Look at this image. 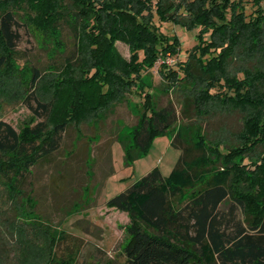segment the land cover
Here are the masks:
<instances>
[{"label": "trees", "instance_id": "trees-1", "mask_svg": "<svg viewBox=\"0 0 264 264\" xmlns=\"http://www.w3.org/2000/svg\"><path fill=\"white\" fill-rule=\"evenodd\" d=\"M253 1L257 7L249 13L242 0H0V86L15 70L20 9L26 8L27 23L58 42L65 26L76 38L74 52L51 79V86L62 83L63 103L59 86L42 96L43 72L33 67L23 102L38 120L21 133L0 119V183L24 192L26 175L59 149L70 124L98 118L135 90L143 109L132 141L123 140L126 161L147 153L160 134H169L181 155L168 174L155 166L107 200L130 215L125 263L264 264V6ZM155 5L162 19L210 31L179 68L160 66L178 85L183 120L172 104L155 107L153 94L137 86L161 55L180 49L177 36L152 21ZM117 41L128 44L130 57ZM236 111L242 126L234 140L209 135L202 125L214 114ZM28 198L34 207V196ZM227 199L245 215L235 229L220 208ZM61 234L46 264L76 263L73 252L58 256L67 236Z\"/></svg>", "mask_w": 264, "mask_h": 264}, {"label": "rangeland", "instance_id": "rangeland-1", "mask_svg": "<svg viewBox=\"0 0 264 264\" xmlns=\"http://www.w3.org/2000/svg\"><path fill=\"white\" fill-rule=\"evenodd\" d=\"M242 3L249 13L257 7L253 0H242ZM28 16L26 8L20 9V39L12 59L15 70L13 76H4L0 86V119L10 122L21 133L38 120L23 102L32 68L38 67L43 72L42 96L51 95L49 90L54 93L59 86L63 103L66 93L62 83L54 82L51 86V79L76 48L70 27H64L63 38L58 42L57 36L27 23ZM151 19L160 32L177 36L180 49L177 53L168 51L161 55L153 67L144 71L137 86L153 94L155 107L172 104L183 120L176 92L178 85L166 79L160 66L179 68L190 50L202 38L210 36V31L203 30L200 23L186 27L174 19H162L156 5ZM117 45L124 56L130 57L127 43L117 41ZM142 109L141 96L135 90L127 93L98 118L70 124L59 149L40 160L26 175L22 184L24 192L0 183V264H46L55 239L63 232L67 236L58 244L59 257L73 252L75 264H126L124 247L130 238V215L126 210L108 205L107 200L155 166L168 174L181 155V149L171 143V136L160 134L147 153L126 161L123 140L132 141V130ZM202 125L209 135L234 140L233 133L242 126V114L238 111L217 113ZM28 194L37 202L34 207ZM220 208L227 218H232L228 224L230 229H235L237 221L246 223L242 208L232 205L229 199Z\"/></svg>", "mask_w": 264, "mask_h": 264}, {"label": "built area", "instance_id": "built-area-1", "mask_svg": "<svg viewBox=\"0 0 264 264\" xmlns=\"http://www.w3.org/2000/svg\"><path fill=\"white\" fill-rule=\"evenodd\" d=\"M165 60V59H164ZM168 61H169V59H168ZM163 62H165V61H163Z\"/></svg>", "mask_w": 264, "mask_h": 264}]
</instances>
